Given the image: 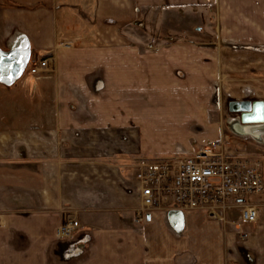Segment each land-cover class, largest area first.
<instances>
[{"label": "crops", "instance_id": "crops-1", "mask_svg": "<svg viewBox=\"0 0 264 264\" xmlns=\"http://www.w3.org/2000/svg\"><path fill=\"white\" fill-rule=\"evenodd\" d=\"M212 5L215 44L166 39L192 33L183 12L205 21ZM156 36V49L141 44ZM3 49L50 55L53 70L30 86L0 79V264H264V189L256 222L240 225L237 209L224 221L170 206L141 216L135 179L139 161L221 132L264 137L238 106L264 109V0H0ZM223 78L222 113L212 100ZM255 149L243 152L259 155L264 179ZM66 217L79 227L57 238Z\"/></svg>", "mask_w": 264, "mask_h": 264}, {"label": "built area", "instance_id": "built-area-1", "mask_svg": "<svg viewBox=\"0 0 264 264\" xmlns=\"http://www.w3.org/2000/svg\"><path fill=\"white\" fill-rule=\"evenodd\" d=\"M52 70L53 58L46 55L32 59L28 74L36 76ZM135 179L140 188L141 216L153 208L170 206L224 221L229 210L237 209L240 225L256 222L258 211L252 196L264 189L261 159L228 150L219 140L190 155L141 160ZM78 227L75 218L66 217L55 236L69 238Z\"/></svg>", "mask_w": 264, "mask_h": 264}, {"label": "rangeland", "instance_id": "rangeland-1", "mask_svg": "<svg viewBox=\"0 0 264 264\" xmlns=\"http://www.w3.org/2000/svg\"><path fill=\"white\" fill-rule=\"evenodd\" d=\"M209 7V20H202L200 21L198 18H199V14L197 12H195V9H193V11L189 10L188 12H186V14H181L182 18L184 21L183 23L185 24V22H187V27L190 29V31L194 34V33H201L199 31H204L205 30V34H201L202 36L201 37H192V33L188 35V37H179V38H175V37H170V38H167V40H170L172 41L173 43H178V42H186V43H189V44H197V45H200V46H211L213 44H215L214 42L216 41H219V38L215 37V34L216 33V30L218 31V26L216 24V21H215V6L212 5V6H207ZM139 23V29L140 30H144V29H151V27L153 28V23L152 21H145L144 19L141 18V20L138 22ZM183 26V24H182ZM181 26V27H182ZM215 30V32L213 31ZM158 36H156L155 38H151V39H148V38H143V40L141 39V44H148V47H151V44H153V47L152 49H156L155 47H157L156 45H158ZM153 41V42H152ZM6 51L3 49V52ZM33 58L29 59L27 58V56H24L23 57V65H22V69H21V72H20V83L23 84V85H27V86H30V83L32 82V79L30 78V74H28V70H29V66H30V63L32 61ZM35 59V58H34ZM220 74L225 77L224 75H226L225 72H220ZM4 82L7 81V79H4L3 80ZM10 81V79L8 80ZM29 84V85H28ZM224 85H225V79H220V81L218 82V86H217V92L214 93V97H213V104H215V108H217V110L219 109L220 112H224L225 110V105H226V100L228 99L225 95V92L223 90L224 88ZM189 87V86H188ZM248 95V98H252V99H258V95H256V93H251V94H247ZM215 100V101H214ZM203 103H207V101H203ZM224 118V121L226 122L227 121V118H230L228 116L226 117H223ZM190 135V134H189ZM193 135V134H192ZM225 135V132H221L220 133V137L217 139V140H214L213 142L215 141H223L225 142V146L228 150H231V151H235V152H243L244 150L243 149H246V148H249V149H253V148H256L255 150H258V147L260 146V144H264V137L261 139V140H254V139H251L249 137H246V136H237L235 134H232L231 132H228V138ZM212 143V142H210ZM206 145V144H205ZM249 146V147H248ZM200 148V147H199ZM198 149V147L196 148V150ZM195 151V149H194ZM194 151H191L190 153L188 154H181V155H177V156H182V155H190L192 152ZM246 153V152H244ZM247 155H250V156H255V157H258L259 155L258 154H250V153H246ZM259 158V157H258Z\"/></svg>", "mask_w": 264, "mask_h": 264}, {"label": "water", "instance_id": "water-1", "mask_svg": "<svg viewBox=\"0 0 264 264\" xmlns=\"http://www.w3.org/2000/svg\"><path fill=\"white\" fill-rule=\"evenodd\" d=\"M23 55L17 51L3 52L0 50V79L14 78L20 74L23 65ZM241 110L240 119L242 123L261 124L257 130L264 133V109L261 101H254L251 104H238ZM238 109V110H239Z\"/></svg>", "mask_w": 264, "mask_h": 264}, {"label": "snow or ice", "instance_id": "snow-or-ice-1", "mask_svg": "<svg viewBox=\"0 0 264 264\" xmlns=\"http://www.w3.org/2000/svg\"><path fill=\"white\" fill-rule=\"evenodd\" d=\"M262 119H264V117H261Z\"/></svg>", "mask_w": 264, "mask_h": 264}]
</instances>
